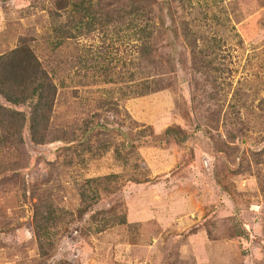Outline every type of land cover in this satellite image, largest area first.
<instances>
[{"label":"rangeland","instance_id":"374dc122","mask_svg":"<svg viewBox=\"0 0 264 264\" xmlns=\"http://www.w3.org/2000/svg\"><path fill=\"white\" fill-rule=\"evenodd\" d=\"M21 43L57 92L39 144L0 95V264H264V0H0Z\"/></svg>","mask_w":264,"mask_h":264},{"label":"trees","instance_id":"16d2710c","mask_svg":"<svg viewBox=\"0 0 264 264\" xmlns=\"http://www.w3.org/2000/svg\"><path fill=\"white\" fill-rule=\"evenodd\" d=\"M137 20H141V17L139 16ZM139 29L141 32L145 31V28H142L140 24ZM146 33L149 38L152 37V32L147 31ZM152 52L153 48L150 45L142 55L148 57ZM204 52L202 51L203 57H205ZM139 64L149 68H146L148 72L143 76L140 73L135 74L134 70H128L117 75L126 79L133 96H141L147 84L156 80V82L161 83L164 80V75L161 76V73H164L163 68H161L162 65L153 60L151 56L147 61ZM197 71L204 75L207 72L206 66L204 68L197 67ZM56 92V84L48 79L47 72L42 67L34 51L27 44L21 43L10 52L0 55V95L7 102L14 105L32 104V109L29 112V131L31 141L34 143L44 142V139L37 135L40 129L47 127L46 124L53 109ZM4 114L7 117L5 123L9 128L15 129V133L17 129V134H19L21 140V130L26 119L25 114L0 104V120H2L1 116ZM170 130L172 129L168 128L166 131Z\"/></svg>","mask_w":264,"mask_h":264}]
</instances>
